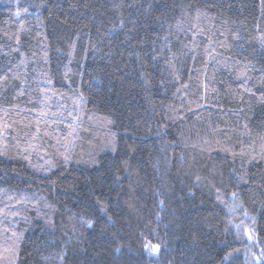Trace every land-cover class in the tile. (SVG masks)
Wrapping results in <instances>:
<instances>
[{"label":"trees","instance_id":"1","mask_svg":"<svg viewBox=\"0 0 264 264\" xmlns=\"http://www.w3.org/2000/svg\"><path fill=\"white\" fill-rule=\"evenodd\" d=\"M0 264H264V0H0Z\"/></svg>","mask_w":264,"mask_h":264},{"label":"rangeland","instance_id":"2","mask_svg":"<svg viewBox=\"0 0 264 264\" xmlns=\"http://www.w3.org/2000/svg\"><path fill=\"white\" fill-rule=\"evenodd\" d=\"M257 260H258V258H257Z\"/></svg>","mask_w":264,"mask_h":264}]
</instances>
